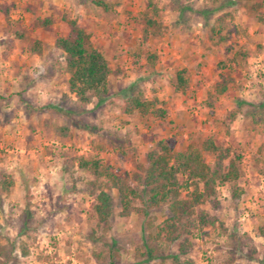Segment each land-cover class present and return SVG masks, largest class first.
Instances as JSON below:
<instances>
[{"label": "rangeland", "instance_id": "1", "mask_svg": "<svg viewBox=\"0 0 264 264\" xmlns=\"http://www.w3.org/2000/svg\"><path fill=\"white\" fill-rule=\"evenodd\" d=\"M103 1L107 8L94 0H0V264H111L116 249L114 264H171L176 244L162 243L152 259L143 246L146 218L161 221L165 207L150 209L146 218L123 215L115 188L79 169L76 157H98L119 174L140 176L158 140H170L178 151L206 136L241 154L242 194L233 200L222 185L216 205H199L213 224L192 231L187 257L197 264H264L258 235L264 226V24L248 14L246 1L153 0L164 33L148 39L136 59L129 51L141 36L138 16L148 0ZM210 8L217 10L202 14ZM46 17L52 18L46 27L33 25ZM71 20L113 71L102 102L91 96L83 105L68 91L55 39L69 31ZM212 25L222 26L221 33L213 36ZM221 34L225 39L217 41ZM36 41L41 49L33 52ZM239 45L247 56L230 70ZM148 50L157 53L153 64ZM181 68L189 76L185 93L174 88ZM222 72H229L228 85L218 93L214 84ZM133 89L166 101L165 118L124 113ZM229 112H236L233 119ZM60 127H67L65 135ZM6 177L13 180L8 189L1 186ZM133 184L142 188L140 179ZM98 188L113 196L106 223L92 209Z\"/></svg>", "mask_w": 264, "mask_h": 264}, {"label": "trees", "instance_id": "2", "mask_svg": "<svg viewBox=\"0 0 264 264\" xmlns=\"http://www.w3.org/2000/svg\"><path fill=\"white\" fill-rule=\"evenodd\" d=\"M235 0H223L222 4H230ZM250 3L247 7L249 15H253L259 23L264 24V0H236ZM98 6L107 8L103 0H94ZM221 4V6H222ZM217 8L202 9L203 15L208 16ZM141 24V36L129 51L136 59L143 53V46L148 39H156L164 33V23L160 17V8L153 0H148L146 7L138 16ZM219 23L224 22L223 15L216 18ZM52 22L51 17L36 18L34 26L46 27ZM70 29L67 33L55 39V45L62 50L65 59V70L68 73L67 87L76 99L83 105L95 96L98 102L105 100L109 93L110 75L113 73L103 53L88 43V34L75 21H69ZM222 26H210L214 36L221 33ZM222 34L217 41H222ZM39 42H34L32 51H39ZM247 52L239 45L229 59L228 67L234 70L235 65L245 59ZM146 60L153 64L157 59L155 51H146ZM219 65L224 68L225 63ZM229 72H222V81L214 84L218 93L227 89ZM176 91L186 92L189 85V76L186 68L176 70ZM130 92L124 99L123 112L126 114L138 113L142 117L164 119L167 113V102L156 97L147 99L141 92ZM70 112L71 109L64 110ZM236 112H229L233 119ZM84 127H89L84 124ZM63 135L67 127L59 128ZM211 156V162L205 155ZM143 174L130 176L128 173L119 174L111 165L98 157L78 155L76 163L79 169L89 172L95 179H104L115 188L118 205L123 215L135 211L146 218L152 208L165 207V216L157 223L155 217L148 216L144 222L143 246L147 259L157 257V248L164 243L170 247L176 244V252L172 254L171 264H197L187 257L193 242L189 236L192 231L208 224H213L208 214L200 209L199 205L205 201L216 205L218 188L228 185L231 198L237 200L242 194L239 179L242 176L241 154L232 153L231 148L218 143L213 136H206L199 141H191L182 150L174 151L173 144L168 139H160L156 148L146 152ZM5 176V175H4ZM182 179H181V178ZM134 179L141 180V189L133 184ZM13 180L6 177L1 180V186L8 189ZM184 190V191H183ZM94 202L92 209L101 223H106L112 213L113 196L105 188H98L93 192ZM137 199L142 206H136ZM258 235L264 237V226L258 228ZM119 256L118 250L110 253V263L114 264ZM261 263H264L261 260Z\"/></svg>", "mask_w": 264, "mask_h": 264}]
</instances>
